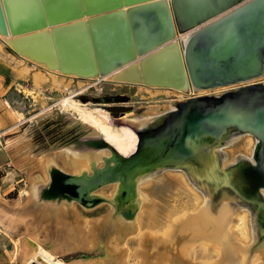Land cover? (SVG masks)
<instances>
[{
    "label": "rangeland",
    "instance_id": "rangeland-1",
    "mask_svg": "<svg viewBox=\"0 0 264 264\" xmlns=\"http://www.w3.org/2000/svg\"><path fill=\"white\" fill-rule=\"evenodd\" d=\"M78 85L73 77L16 56L0 40L2 200L29 202L35 209L43 203L37 195L47 187L56 194L62 192L64 196L51 198L54 204L48 205L56 214L57 204L63 203L62 212L84 231L98 229L100 242L88 253L96 264H116L111 254L126 260L124 264H264L262 139L238 125H229L220 133H197L200 128L194 129L191 120L202 110L196 109L198 114L185 112L188 101L200 99L205 106H213L225 95L254 84L237 83L194 93L148 88L143 93L104 82L81 94ZM68 91L74 99L97 109L92 119L84 120L76 109L60 102ZM80 95H85L86 101ZM196 107L200 105L190 106ZM106 120L112 136L101 133ZM168 121L173 122L178 135L187 131L188 136H200L201 140L194 141L196 150L190 156L170 157L134 171L132 191L125 201L118 196L120 181L109 176L90 186L94 202L69 195L67 188H57L58 177H64L65 183L75 182L60 172L92 183L96 171L114 164L116 153L121 159H130L140 149L139 134L155 132ZM140 137L146 138V133ZM147 151L146 157L151 159L154 153ZM146 157H140L143 165ZM30 190L34 195L27 201ZM51 219L40 224L50 233L54 230ZM180 224H187L190 233L176 242L171 235ZM120 226L124 229L117 233L115 227ZM22 234L23 229L14 232L0 222V264L19 263ZM79 252L59 257L67 260Z\"/></svg>",
    "mask_w": 264,
    "mask_h": 264
},
{
    "label": "water",
    "instance_id": "water-1",
    "mask_svg": "<svg viewBox=\"0 0 264 264\" xmlns=\"http://www.w3.org/2000/svg\"><path fill=\"white\" fill-rule=\"evenodd\" d=\"M0 34L16 56L79 79L188 91L264 74V0H0ZM238 126L264 147V129Z\"/></svg>",
    "mask_w": 264,
    "mask_h": 264
},
{
    "label": "bare ground",
    "instance_id": "bare-ground-1",
    "mask_svg": "<svg viewBox=\"0 0 264 264\" xmlns=\"http://www.w3.org/2000/svg\"><path fill=\"white\" fill-rule=\"evenodd\" d=\"M5 37L6 36L0 34V39H2L3 41L5 40ZM32 63L35 65H39L36 64L35 62ZM113 73L114 72L105 76H99L96 78H88V79H79L74 75H64V76H69L77 79V82L79 84L78 85L79 88L77 92L81 94L82 91L90 83H95V84L98 82L118 83L116 81H113V77H112ZM37 77L38 76H35L36 79ZM247 82L248 81L241 82L240 84H244ZM60 83L62 84L63 82ZM66 88L67 87L64 86V89ZM172 91H176V90H172ZM188 91L193 92L199 90L189 89ZM177 92H185V91H177ZM70 93L71 92L68 91L66 94H64L61 97L60 102L63 105H67V107L69 105L74 109H76L79 112V114H81V116L84 118V120L92 119L93 116L95 115L94 114L95 112L93 113V111L94 109L95 111L97 109L87 107L85 102H80L74 99L73 97H71ZM79 98H81L83 101H86L85 95L84 96L80 95ZM187 103L189 104V107L185 110V112L194 111L196 114H198L199 111H196V109L202 110V113L200 115L198 116H196L195 114L193 115L194 119L192 118L191 121H192V127L194 129L200 128L206 131L207 130L214 131V130H218L219 128L223 127L222 125H226V124L254 126L255 128L261 131L264 129V117H258V115L264 116V82L246 87L242 86V88H240L237 93L235 94L230 93L228 95H225L221 103L217 102L213 106L211 105L205 106L207 103L203 102L200 99H194L190 102L188 101ZM192 104H199L200 107L191 109L190 106H192ZM201 105H204V107H201ZM252 115H254L255 117L257 116V119L251 118ZM103 125L105 127L104 130L101 131V133L102 132L111 133L109 132V129L107 127L108 125L107 120L103 122ZM174 128H173V122L168 121V123L164 127L158 129L155 132L141 133L142 135L146 133V138H141L140 137L141 134H139L138 138L141 147L135 154H133L130 157V160H132L133 163H130V160L121 159L123 156L116 153V155H114V161H115L114 164L113 165L109 164L103 171H98V172L96 171V175L94 176V180L92 181V183L87 182L86 180L82 179V177L80 176L76 177L73 175L65 174L58 170H53L52 173L54 171H58L64 175H67L69 179L75 181L69 184V183H65L64 177H58L57 181H55V183L58 186L57 188H61V189L67 188L65 192H68L69 195H73L79 198L87 197L89 202H94L96 200V197L91 196L90 198V193H89L90 186H92L94 183L97 184L99 180L102 181L105 179L104 177L109 176L110 178H116L120 181V185H119L120 192L118 196L120 199H124L125 201V199L130 196V193L132 191V178L136 173V172L134 173V171H136L137 169H143L144 167L154 164L160 160L169 159L170 157L180 159L185 156H190L191 153H193L196 150L194 141L201 140L199 138L200 136L189 135L190 136L189 137L187 131L178 135L174 131ZM110 135L112 136L114 134L111 133ZM144 150L146 151L151 150L154 153L153 156H151V159L147 158L146 154H144L146 157V165H143L142 164L143 162L141 161L142 159L139 158V155ZM78 151L81 152L80 149H78ZM70 157L71 156L69 154V159ZM260 163L262 165V168L264 169V147L261 148ZM239 176H243V175L239 173ZM31 190L26 195L27 201L33 198L34 194H32V192H34V190L32 192ZM62 196H64L62 192H57L56 194L53 192V190L50 187L49 188L47 187V191L44 190L41 194L39 193V196L37 195V197L41 198L43 203H39L36 206V208L33 209L30 208L31 204L29 202L22 201V202H16L15 204H10L9 202L2 200L0 195V222L2 221V223L6 225L7 228L11 230L13 229L14 232L23 229V234L19 238V247H18V256H17L19 262L18 264H96V259L95 258L92 259L90 256H88V253L93 250L97 242H100L98 240V232H97L98 229H92L91 227L88 231L87 230L84 231V229H82L80 225L74 223L71 219H69L66 216L65 213L62 212V210H64V206H62L63 204L62 202H61L62 204L60 203L57 204L58 212L56 214H53L52 213L53 206L49 207L50 204L48 205V203L51 202L52 204H54V202L50 199L56 197L60 198ZM52 215L53 217H51ZM50 218H53L51 220H53L54 222V230H52V233H50L51 231H49L46 226H41L42 225L41 221H45V220L47 221L50 220ZM115 228L117 233H120V230L124 229L121 226L119 228L118 227ZM189 233H190L189 226L187 224H180L173 229L171 238L173 241L178 242L184 239V237H186L187 235H189ZM72 251H80V252L79 254L72 256L70 259L67 260L59 257L60 255ZM110 257L114 258V262H116V264H124V262H126L125 259H124L125 261L118 260L113 256V254H111ZM167 257L170 259V255L168 253H167ZM139 261L142 260L139 259ZM156 264H163V263H156Z\"/></svg>",
    "mask_w": 264,
    "mask_h": 264
},
{
    "label": "crops",
    "instance_id": "crops-1",
    "mask_svg": "<svg viewBox=\"0 0 264 264\" xmlns=\"http://www.w3.org/2000/svg\"><path fill=\"white\" fill-rule=\"evenodd\" d=\"M114 84H116V87L118 89H120V88H131V89H135V91H137V92H143V93L146 92V89L151 88V87H146V86L140 85V84H126V83H114Z\"/></svg>",
    "mask_w": 264,
    "mask_h": 264
},
{
    "label": "flooded vegetation",
    "instance_id": "flooded-vegetation-1",
    "mask_svg": "<svg viewBox=\"0 0 264 264\" xmlns=\"http://www.w3.org/2000/svg\"><path fill=\"white\" fill-rule=\"evenodd\" d=\"M260 81H264V76H262V77H259V78H256V79H253V80H251V81H248L247 83H252V84H258V83H260ZM195 91H193V93H194ZM145 151L146 150H144L140 155H139V158L141 157H143V159H144V157H145Z\"/></svg>",
    "mask_w": 264,
    "mask_h": 264
},
{
    "label": "built area",
    "instance_id": "built-area-1",
    "mask_svg": "<svg viewBox=\"0 0 264 264\" xmlns=\"http://www.w3.org/2000/svg\"><path fill=\"white\" fill-rule=\"evenodd\" d=\"M102 84V82H98V83H90L85 89H89V88H91V87H93V86H95V85H101ZM102 88V87H101ZM77 93V92H76ZM75 94V93H74ZM12 264V263H11Z\"/></svg>",
    "mask_w": 264,
    "mask_h": 264
}]
</instances>
